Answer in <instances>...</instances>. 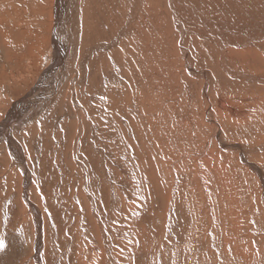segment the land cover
<instances>
[{"label": "rangeland", "instance_id": "rangeland-1", "mask_svg": "<svg viewBox=\"0 0 264 264\" xmlns=\"http://www.w3.org/2000/svg\"><path fill=\"white\" fill-rule=\"evenodd\" d=\"M108 1L0 11V264H264V25L227 72L168 1Z\"/></svg>", "mask_w": 264, "mask_h": 264}, {"label": "bare ground", "instance_id": "bare-ground-1", "mask_svg": "<svg viewBox=\"0 0 264 264\" xmlns=\"http://www.w3.org/2000/svg\"><path fill=\"white\" fill-rule=\"evenodd\" d=\"M90 1V0H89ZM104 1V0H103ZM110 1V0H109ZM108 1V2H109ZM155 1V0H154ZM153 1V4L155 3L156 4V2H154ZM163 1V0H162ZM168 1V3H169V7L171 8V10H172V14H171V12L170 11H168V12H170V14L171 15H169V17L171 16V20L173 21L172 23H174V27L175 28H177V30H178V34L177 35H180V34H187V31H189V30H187L186 29V24H189V26L188 27H190L191 28V26H192V28L193 27H197V30H199V32H200V36L205 40V41H207V42H209V43H211V44H213L215 47H216V49H217V52H218V54H217V57H218V59H219V64H220V66L223 68V70L224 71H227V72H230V69L227 67V65H226V63H225V61H224V57H223V55H224V51H226V50H224V48L226 47V46H229V45H232V46H236L237 44L238 45H245V44H250L251 43V40H253V39H251V37H249V36H246L245 35V33H247L248 32V30H250V29H254V28H258V27H261V26H263L264 25V21L263 22H259V23H256V24H253V23H250V21H248V20H246V21H248V22H246V24H242L241 23V20H240V22L239 23H237V21L236 22H231V20H237L238 18H236V19H232L231 17L232 16H228V13H226V12H224L223 11V13L222 12H220L218 15L219 16H223V18H221V20H220V18H215V19H210L211 18V15H209V17L207 18V20L205 19V18H201L196 12H195V9H196V4L199 2V0H166V2ZM195 1H198L197 3L195 2ZM207 2L206 3H208L207 5H208V7H210L211 8V10H210V14H216V12H219V8H218V6H216V5H214V3L212 4V2L211 3H209L208 1H211V0H206ZM4 1H2V3H0V11H1V9L3 10L6 6L7 7H14V4H15V0H9L8 2H5V3H3ZM16 2H20V0H16ZM73 2V1H72ZM112 2V1H111ZM143 2V1H142ZM217 2V1H216ZM236 2V1H235ZM254 2L255 1H253V0H251L250 2L248 1V2H246V5H247V7H248V4H250V5H254V8H255V12H259L260 10L257 8V6H255V5H257L256 3L254 4ZM258 2V1H257ZM20 3H22V2H20ZM81 3V2H80ZM146 3H148V2H146ZM167 3V4H168ZM90 4V3H89ZM101 4V3H100ZM108 5V4H107ZM143 5V4H142ZM227 5V4H226ZM233 5V4H232ZM64 6V5H63ZM90 6V5H89ZM214 6V7H213ZM241 6V5H240ZM7 7H6V9H7ZM109 7V6H108ZM221 7V6H220ZM226 7V6H225ZM234 7V6H233ZM232 7V8H233ZM242 7V6H241ZM259 7V6H258ZM80 8V7H79ZM83 8V7H82ZM84 8H86V6L84 7ZM94 8V7H93ZM120 8V7H119ZM128 8V7H127ZM140 8V7H139ZM200 8V7H199ZM239 8V7H238ZM14 9V8H13ZM64 9H66V8H64ZM204 9V8H203ZM234 9V8H233ZM16 10V9H15ZM63 10V9H62ZM78 10V9H77ZM146 10V9H145ZM58 11V10H57ZM197 11V10H196ZM213 11V12H212ZM15 12V11H14ZM60 12V11H59ZM97 12V11H96ZM112 12V11H111ZM143 12V11H142ZM200 12V11H199ZM262 12H264L263 10H262ZM17 13H19V12H17ZM75 13V12H74ZM98 13V12H97ZM116 13V12H115ZM206 13V12H205ZM260 13V12H259ZM259 13H257V14H259ZM240 14H242V13H240ZM246 14V13H245ZM59 15V14H58ZM79 15V14H78ZM117 15V14H116ZM233 15V14H232ZM61 16V15H60ZM93 16V15H92ZM235 16V15H234ZM56 17H58V16H56ZM135 17V16H134ZM206 17V16H205ZM226 17V18H225ZM214 18V17H213ZM235 18V17H234ZM241 19H246V18H248V14L245 16V15H241V17H240ZM239 18V19H240ZM62 19V18H61ZM132 19V18H131ZM92 21V20H91ZM239 21V20H238ZM251 21H253V18H252V20ZM64 22V21H63ZM88 22V21H87ZM93 22V21H92ZM95 23V22H94ZM223 23H225V24H227V25H229V26H231V28H230V31L229 30H220L221 29V26H223ZM63 24V23H62ZM88 24H89V22H88ZM213 24H215L216 26H217V28H214V25ZM18 25V24H17ZM142 25V24H141ZM191 25V26H190ZM96 27V26H95ZM213 27V28H212ZM19 28V27H18ZM16 29V28H15ZM20 29V28H19ZM26 31H27V29H25ZM29 30V29H28ZM192 30V29H191ZM214 30H216V31H214ZM257 30V29H256ZM262 30V29H261ZM21 31V30H20ZM231 31H233V32H236L238 35H240L241 36V38H240V40L238 41H234V40H227L228 39V37L226 38L224 35H222V36H220V37H218L217 35H219V34H221V33H227V34H231ZM264 31V30H263ZM262 31V32H263ZM22 33V32H21ZM26 34H27V32H25ZM84 33H86V32H84ZM197 33V32H196ZM253 33V32H252ZM20 34V33H19ZM24 34V33H23ZM29 34V33H28ZM22 35V34H21ZM98 35V34H97ZM226 35V34H225ZM258 35V34H257ZM236 36V35H235ZM99 37V36H98ZM140 37V36H139ZM252 37H255V35H252ZM259 37H261V36H259ZM25 38V37H24ZM27 38V37H26ZM30 38V37H29ZM35 38V37H34ZM87 38V37H86ZM223 38V39H222ZM33 39V38H32ZM199 39V38H198ZM263 39V38H262ZM22 40H24V39H22ZM30 40V39H29ZM96 40V39H95ZM180 40V39H179ZM184 40V39H183ZM181 41V40H180ZM256 40H254V42H255ZM257 42V41H256ZM262 42V41H261ZM95 43V42H94ZM21 44H23V43H21ZM25 44V43H24ZM170 44V43H169ZM16 45V44H15ZM83 45V44H82ZM253 45V44H252ZM190 46V45H189ZM243 47V46H242ZM184 49V48H183ZM229 49V48H228ZM244 49V48H243ZM261 49V48H260ZM32 50V49H31ZM66 50V49H65ZM168 50V49H167ZM256 50V49H255ZM203 51V50H202ZM60 52V51H59ZM229 52V51H228ZM260 52V51H259ZM55 53V52H54ZM128 53V52H127ZM142 53V52H141ZM190 53V52H189ZM223 53V54H222ZM245 53H247V51L245 52ZM151 54V53H150ZM187 54V53H186ZM147 55V54H146ZM262 55V54H261ZM209 56V55H208ZM144 57H146V56H144ZM7 58V57H6ZM59 58V57H58ZM142 58V57H141ZM137 59V58H136ZM84 60V59H83ZM204 60V59H203ZM250 60V59H249ZM255 60V59H254ZM183 61V60H182ZM63 62V61H62ZM249 62V61H248ZM254 62V61H253ZM117 63V62H116ZM116 63H115V65H116ZM246 63V62H245ZM102 64V63H101ZM110 64V63H109ZM124 64V63H123ZM150 64V63H149ZM156 64V63H155ZM64 65V64H63ZM129 65V64H128ZM190 64L187 62L186 63V67H187V71H189V72H193L194 70L189 66ZM51 66V65H50ZM254 66V65H253ZM55 68V67H54ZM122 68V67H121ZM185 68V67H184ZM233 69V68H232ZM157 70V69H156ZM234 70V69H233ZM217 71V70H216ZM193 73H196L195 71L193 72ZM200 73V72H199ZM198 73V74H199ZM61 74V73H60ZM59 74V75H60ZM230 74V73H229ZM47 75V74H46ZM166 75V74H165ZM202 75H207L206 73L205 74H202ZM194 77V76H193ZM181 78V77H180ZM230 79V78H229ZM51 80V79H50ZM49 82V81H48ZM224 82V81H223ZM50 83V82H49ZM47 84V83H46ZM264 84V83H263ZM45 85V84H44ZM52 85V84H51ZM47 86V85H46ZM171 86V85H170ZM178 86V85H177ZM227 86V85H226ZM230 87V86H229ZM257 87V86H256ZM259 89V88H258ZM170 90V89H169ZM162 92V91H161ZM234 92V91H233ZM253 93V92H252ZM57 95V94H56ZM157 99V98H156ZM70 100H71V98H70ZM180 100V99H179ZM131 101V100H130ZM225 102V101H224ZM224 102H222V100H218L217 101V105H218V108H220V109H226V105H225V103ZM228 102V101H227ZM23 104V103H22ZM19 106H21V105H19ZM176 106V105H175ZM22 107V106H21ZM19 110V109H18ZM160 110V109H159ZM167 110V109H166ZM172 110V109H171ZM170 111V110H169ZM54 112V111H53ZM165 112V111H164ZM12 113V112H11ZM74 113V112H73ZM161 114V113H160ZM161 116V115H160ZM53 119V118H52ZM159 119V118H158ZM194 120V119H193ZM192 120V121H193ZM223 120V119H222ZM37 121V120H36ZM173 121V120H172ZM227 121V120H226ZM23 122V121H22ZM41 122V121H40ZM52 125V124H51ZM58 126V125H57ZM16 127V126H15ZM152 129V128H151ZM171 131V130H170ZM6 132V131H5ZM4 134V133H3ZM7 135V136H6ZM4 137L6 138L5 139V141H7V139H8V134H6ZM3 137V138H4ZM166 137V136H165ZM160 138V137H159ZM4 141V142H5ZM195 141V140H194ZM225 141V140H224ZM207 142V141H206ZM16 143V142H15ZM185 143V142H184ZM194 143V142H193ZM8 144V143H7ZM6 144V146H9V145H7ZM13 146H14V144H13ZM17 146V145H16ZM12 149V148H11ZM8 150H9V147H8ZM11 151V150H10ZM13 153V152H12ZM164 154V153H163ZM35 162V161H34ZM161 164V163H160ZM81 169V168H80ZM222 175V174H221ZM94 177V176H93ZM25 178V177H24ZM84 184V183H83ZM31 209H32V207H31ZM33 211V210H32ZM134 245V244H133ZM128 247V246H127ZM92 264V263H91Z\"/></svg>", "mask_w": 264, "mask_h": 264}, {"label": "snow or ice", "instance_id": "snow-or-ice-1", "mask_svg": "<svg viewBox=\"0 0 264 264\" xmlns=\"http://www.w3.org/2000/svg\"><path fill=\"white\" fill-rule=\"evenodd\" d=\"M5 247L4 241L0 240V251H2Z\"/></svg>", "mask_w": 264, "mask_h": 264}]
</instances>
